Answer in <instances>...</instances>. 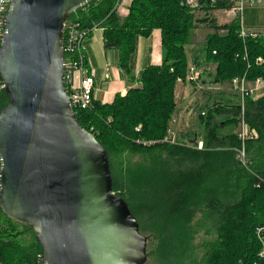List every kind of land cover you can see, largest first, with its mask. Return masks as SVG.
Wrapping results in <instances>:
<instances>
[{
    "label": "trees",
    "instance_id": "trees-1",
    "mask_svg": "<svg viewBox=\"0 0 264 264\" xmlns=\"http://www.w3.org/2000/svg\"><path fill=\"white\" fill-rule=\"evenodd\" d=\"M184 1L133 0L123 18L116 9L120 0H95L76 11L86 27L103 22L104 46L119 51V65L128 75L140 37L160 29L163 48L162 63L141 73L139 87L116 95L112 103L95 100L93 109L77 110V118L106 148L113 190L127 201L140 232L148 233V250L156 242L148 257L155 255L162 264H198L195 238L203 230L210 238L202 244V264H264L256 236V228L264 225V95L245 100L247 121L257 132L246 142L247 166L237 152L238 96L205 106L200 132L183 133L186 138L179 144L163 141L177 112L178 79L187 75V45L198 27ZM207 24L213 33L207 36L203 57L217 65L213 83L244 76L252 82L264 79L262 38L243 40L237 22L220 24L211 18ZM8 103L0 87V112ZM195 134L203 149L189 144ZM28 230L33 231L0 208L3 264H35L43 249Z\"/></svg>",
    "mask_w": 264,
    "mask_h": 264
},
{
    "label": "water",
    "instance_id": "water-1",
    "mask_svg": "<svg viewBox=\"0 0 264 264\" xmlns=\"http://www.w3.org/2000/svg\"><path fill=\"white\" fill-rule=\"evenodd\" d=\"M94 1H12L0 54L9 97L0 112V208L33 230L44 264H145L149 239L114 192L108 152L81 126L65 88L64 24Z\"/></svg>",
    "mask_w": 264,
    "mask_h": 264
},
{
    "label": "built area",
    "instance_id": "built-area-1",
    "mask_svg": "<svg viewBox=\"0 0 264 264\" xmlns=\"http://www.w3.org/2000/svg\"><path fill=\"white\" fill-rule=\"evenodd\" d=\"M13 0H0V54L4 43V34L6 31V17L10 10ZM257 0H186L183 5L189 7L196 15V24L203 23L206 19V24L210 22L213 11L219 10L230 18V22L239 24V36L246 40L250 37H257V32L247 28L244 22V12L246 7L254 4ZM221 4L222 6H219ZM211 9H207V7ZM219 6V7H215ZM103 22H98L92 27H86L77 17H69L64 24V35L62 47L64 51L66 73H65V88L69 99L77 110L93 109L95 104V76L88 66L86 56L85 41L92 32L98 28L103 29ZM215 53V52H214ZM247 55L245 54V59ZM258 62H263V58L259 57ZM204 70L195 64L188 66L186 79L188 82L200 84L203 79ZM105 78H109V73L105 74ZM179 82H183L181 78ZM238 96V105L240 111L238 113V128L237 134L240 140V148L237 149L239 161L242 165L247 166L246 157V142L257 136V132L252 128L246 118L245 100L247 97H259V90L264 88V79L257 78L255 81H247L246 77H237L230 83ZM0 87L5 89L4 81L1 78ZM221 87V86H219ZM220 89V88H218ZM176 118H173L168 130V135L163 141L170 144H179L180 134L175 128ZM147 142H145L146 144ZM194 144L198 149H203V140L197 139ZM2 172V162L0 158V175ZM256 236L261 242L262 248L259 252V258L264 260V225L256 228ZM0 264H3L0 259ZM35 264H44V253H39L36 256Z\"/></svg>",
    "mask_w": 264,
    "mask_h": 264
},
{
    "label": "crops",
    "instance_id": "crops-1",
    "mask_svg": "<svg viewBox=\"0 0 264 264\" xmlns=\"http://www.w3.org/2000/svg\"><path fill=\"white\" fill-rule=\"evenodd\" d=\"M132 1L133 0H120L117 5V13L122 18L129 13ZM211 13L212 18H215L220 24H229L230 18L222 11L216 10ZM244 22L247 28L257 32L258 37L262 38L264 41V0H257L254 4L246 7L244 12ZM211 33H213V29H211L206 22L200 23L198 27L193 30L190 43L187 45L188 66L194 63L202 69L203 66H208L207 63L203 62V48L207 36ZM85 47L88 66L95 76V99L101 103H112L116 95L119 94L124 96L131 87H139L141 85L139 81L141 73L148 66L160 65L163 61L160 29H155L150 36L139 38L137 51L132 63L131 74L129 75L119 65V51L117 49L105 48L104 31L102 28H98L92 32L90 37L85 41ZM106 73H109V78H105ZM211 73L213 72L207 73L209 74L208 76L203 74L201 82L203 85L208 82ZM226 87L227 86H224V88H222L225 89ZM188 88V85L183 86L180 84L176 87L175 93L177 102V112L175 114L177 121L175 128L180 132L181 136L183 133L191 134L197 131L200 132L202 126V123L198 121L200 131H187L181 130L180 125H177L179 122L178 117L182 112V106L178 103V95L184 93ZM262 95H264V93L259 96ZM236 96V94L228 93L225 90L221 94L209 97L206 106H211L215 101H227L229 98Z\"/></svg>",
    "mask_w": 264,
    "mask_h": 264
},
{
    "label": "rangeland",
    "instance_id": "rangeland-1",
    "mask_svg": "<svg viewBox=\"0 0 264 264\" xmlns=\"http://www.w3.org/2000/svg\"><path fill=\"white\" fill-rule=\"evenodd\" d=\"M77 13V12H76ZM194 14V13H193ZM195 15V14H194ZM78 16V13L75 15V17ZM196 17V15H195ZM196 21V18H195ZM204 62V60H203ZM195 64V63H194ZM208 66H203L204 75L208 76L209 72H215L217 65L214 63H207ZM205 78V77H204ZM182 84L183 86L188 85V89L178 95V103L182 106L181 107V113L178 117L179 122L177 125H180L181 130H187V131H193V130H199V114L205 110V106L207 104V100L209 97H212L213 95H218L221 94L223 91L226 90L228 93H234L237 95L235 90L231 87L230 83H225V84H215L212 81V77L209 78L208 82L206 84H196L193 82H188L187 79L183 80V82H177V86ZM221 86V87H219ZM224 86H227L225 89ZM223 87V88H222ZM220 88V89H218ZM264 93V88L259 90V95ZM176 101V98H175ZM182 101V103H181ZM213 102V101H212ZM177 103V102H176ZM176 115H174L173 118H175ZM229 130H232L231 128ZM200 131V130H199ZM134 159H138V157H135ZM142 233V232H141ZM26 234L34 238L35 234L33 231L28 230L26 231ZM144 236L148 237V233L144 232L142 233ZM207 237L204 234V231L201 230L199 234H197L195 238V244H196V252H195V259L198 262V264H202V255H203V249H202V244L203 241H205ZM156 246V242L151 243L149 246V252L152 251V249ZM145 264H162V262L157 259L155 255H150L148 257V260Z\"/></svg>",
    "mask_w": 264,
    "mask_h": 264
}]
</instances>
